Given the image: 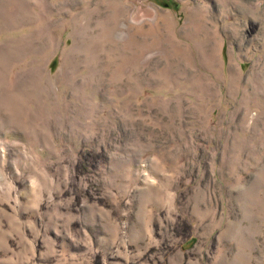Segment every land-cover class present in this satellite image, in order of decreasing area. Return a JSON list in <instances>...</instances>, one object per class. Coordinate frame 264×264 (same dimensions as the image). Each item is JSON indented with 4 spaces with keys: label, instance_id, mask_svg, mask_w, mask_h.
<instances>
[{
    "label": "rangeland",
    "instance_id": "rangeland-1",
    "mask_svg": "<svg viewBox=\"0 0 264 264\" xmlns=\"http://www.w3.org/2000/svg\"><path fill=\"white\" fill-rule=\"evenodd\" d=\"M0 264H264V0H0Z\"/></svg>",
    "mask_w": 264,
    "mask_h": 264
}]
</instances>
